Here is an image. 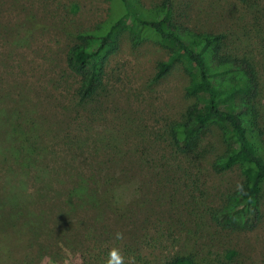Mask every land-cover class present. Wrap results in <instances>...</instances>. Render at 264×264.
Segmentation results:
<instances>
[{
    "label": "trees",
    "instance_id": "1",
    "mask_svg": "<svg viewBox=\"0 0 264 264\" xmlns=\"http://www.w3.org/2000/svg\"><path fill=\"white\" fill-rule=\"evenodd\" d=\"M259 1L238 0L244 17L238 29L197 32L179 21L172 0L150 9L139 0H110L106 19L73 35L65 66L77 78L78 101L95 95L125 32L133 47L151 38L168 52L155 64L153 80L175 62L182 64L188 76L184 94L193 102L184 121L171 126L173 157L155 161L143 153L126 160L117 149L95 167L89 159H46L51 156L29 141L21 116L1 111L9 130L0 139V264H41L45 257L61 264L68 252L78 264H106L113 247L134 256L136 264H242L240 250L220 245L216 235L250 232L261 219L264 5ZM210 126L224 145L211 164L213 173L235 170L240 181L217 203L205 201L189 182L180 202L181 177L201 159ZM117 232L124 234L122 241L115 239Z\"/></svg>",
    "mask_w": 264,
    "mask_h": 264
},
{
    "label": "rangeland",
    "instance_id": "2",
    "mask_svg": "<svg viewBox=\"0 0 264 264\" xmlns=\"http://www.w3.org/2000/svg\"><path fill=\"white\" fill-rule=\"evenodd\" d=\"M161 1L139 3L150 9ZM172 1L179 21L193 31H231L244 22L242 10L236 9L238 0ZM259 2L264 5V0ZM110 5V0H0V112L20 115L29 141L42 145L51 156L48 160L89 159V165L95 167L117 149L126 160L144 154L155 161L173 157L171 126L184 121L185 109L193 100L184 94L188 76L181 63L175 62L165 76L153 80L155 64L168 57L154 39L133 47L122 32L95 95L84 102L74 96L78 81L65 66L66 52L75 42L76 32L108 17ZM260 83L264 98V75ZM5 125L0 121V139L8 133ZM201 150V159L181 177L180 202L191 187L189 182L198 186L205 201L217 203L224 191L240 181L235 170L215 174L211 169L224 152L216 127L205 131ZM180 210L176 207L174 213L179 215ZM217 237L220 245L230 243L240 250L245 257L242 264H264V192L255 229L218 232ZM61 264H78L77 256L68 252Z\"/></svg>",
    "mask_w": 264,
    "mask_h": 264
},
{
    "label": "clouds",
    "instance_id": "3",
    "mask_svg": "<svg viewBox=\"0 0 264 264\" xmlns=\"http://www.w3.org/2000/svg\"><path fill=\"white\" fill-rule=\"evenodd\" d=\"M115 239L122 241L124 234L122 232L115 233ZM45 260H49V264H51L50 258L45 257ZM41 264H44V260L41 261ZM106 264H136V259L134 256L125 257L120 249L113 247L108 253Z\"/></svg>",
    "mask_w": 264,
    "mask_h": 264
}]
</instances>
